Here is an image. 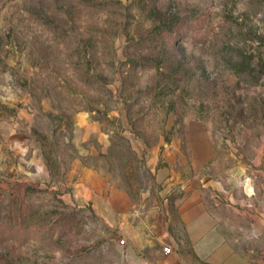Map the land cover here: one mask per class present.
<instances>
[{"label":"rangeland","instance_id":"1","mask_svg":"<svg viewBox=\"0 0 264 264\" xmlns=\"http://www.w3.org/2000/svg\"><path fill=\"white\" fill-rule=\"evenodd\" d=\"M202 177L263 263L264 0H0V264H131L110 185Z\"/></svg>","mask_w":264,"mask_h":264},{"label":"crops","instance_id":"2","mask_svg":"<svg viewBox=\"0 0 264 264\" xmlns=\"http://www.w3.org/2000/svg\"><path fill=\"white\" fill-rule=\"evenodd\" d=\"M163 171H158L159 181ZM97 177L94 171L83 172L75 190L78 203L97 202ZM210 184L207 177L188 181L170 178L157 189L159 199L150 198L153 203L149 207L143 204L145 201H135L130 192H120L110 185L112 195H122L121 229L132 256L131 264H264L243 253L236 245L237 239L230 237L226 218L212 208L206 196ZM145 192V199L152 195L150 190ZM178 192L181 195L173 202L176 218L171 211V200ZM110 202L113 204L112 198ZM242 215L252 221L249 231L264 236V204L259 208L249 207ZM165 247L172 248V252L166 253Z\"/></svg>","mask_w":264,"mask_h":264},{"label":"built area","instance_id":"3","mask_svg":"<svg viewBox=\"0 0 264 264\" xmlns=\"http://www.w3.org/2000/svg\"><path fill=\"white\" fill-rule=\"evenodd\" d=\"M165 252H166V253H170V252H172V248H170V247H165Z\"/></svg>","mask_w":264,"mask_h":264}]
</instances>
